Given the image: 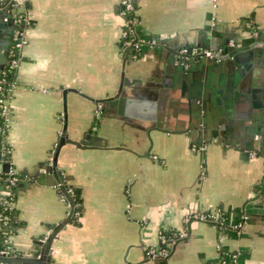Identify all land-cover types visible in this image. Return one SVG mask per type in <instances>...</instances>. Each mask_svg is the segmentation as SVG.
Masks as SVG:
<instances>
[{"label": "crops", "instance_id": "crops-1", "mask_svg": "<svg viewBox=\"0 0 264 264\" xmlns=\"http://www.w3.org/2000/svg\"><path fill=\"white\" fill-rule=\"evenodd\" d=\"M120 1L23 0L33 22L10 103V164L22 180L9 246L35 253L68 214L48 171L68 90L67 136L90 147L59 149L57 168L79 189L81 210L53 240L51 264H264V212H253L264 209L262 63L210 75L216 85L202 118L183 97L193 81L169 64L183 47L264 42V0H130L137 39L156 45L122 53ZM124 55L122 96L149 105L119 114L116 101L100 100L115 94ZM217 210L224 227L194 220L188 231L190 216ZM181 231L169 257L145 258L162 232Z\"/></svg>", "mask_w": 264, "mask_h": 264}, {"label": "water", "instance_id": "water-1", "mask_svg": "<svg viewBox=\"0 0 264 264\" xmlns=\"http://www.w3.org/2000/svg\"><path fill=\"white\" fill-rule=\"evenodd\" d=\"M10 3H7L5 7L0 10V79L3 78L2 71L4 69L5 63L8 60V54L13 49L15 43L17 42L14 40V31L17 29V26L14 23V17L11 13ZM20 31L23 29V25H20L18 28ZM259 37V36H258ZM191 48L187 47V55L182 56L179 54L178 51H171L172 58L169 59V64L177 63L175 66V70L181 72L183 74L184 79L192 80V86L189 88L185 94H183L184 100L188 107H190L191 114L200 116L201 111L205 108V102L209 100V96L211 95L212 88L215 87L216 83L214 81H210L212 74H220V72H228L229 74L237 71L238 69L244 68L250 70L251 62H258L260 64V68L264 70V42H258L252 40L250 38L248 43L244 46H236L230 45L229 42H225L222 49L216 48L215 46H211V54L210 56H205L204 53H198L196 55H191ZM167 49V48H166ZM169 49V48H168ZM202 48L198 47V50ZM256 53H253L255 52ZM253 53V54H252ZM127 60V55L123 56L122 66H121V74L120 80L118 84V88L115 94L112 97L106 98L104 100H100V103H103L105 107H108L111 102H117L118 104V112L119 114H123L121 107L127 105L129 107H133L135 109H140L142 106L146 107L149 104L144 100L140 99H129L124 98L122 96V91L125 86H129L130 82L125 76V63ZM186 67L187 69L184 70ZM206 72L207 76L200 83L197 79L199 77V71ZM264 76V75H262ZM210 77V78H208ZM195 80V81H194ZM204 83V84H203ZM262 88L255 91L256 96H260L264 99V82L261 84ZM68 90L63 91V125L61 129V134L58 138L57 145L54 150L51 166L49 168V172L53 174L56 178V183L59 188L62 189V192H65V180L60 170L57 168V155L59 149L62 145L69 143L73 144L78 148H88L90 146L83 145L80 142L73 141L68 138L67 136V108H66V101L65 95ZM209 94V95H208ZM264 104V102L262 103ZM201 117V116H200ZM202 118V117H201ZM203 121V119H202ZM203 123V122H202ZM88 138V136H86ZM9 163H5L2 166V172H7L9 169ZM69 200V212L67 216L61 220L58 224H56L49 232L48 236L39 243L38 248L35 253H26V254H7V255H0V263L5 264H51V252H52V242L55 239L57 233L66 225L68 224L74 216L75 206L74 203L67 197ZM256 199H250L249 201L253 202ZM254 213L263 214L264 209L262 206L259 210H254ZM198 220L201 221L199 218H195L190 216L188 218L187 229L189 231V225L192 221ZM217 227H221L224 225L220 223H213ZM178 240L174 246L172 247L169 255L173 252L176 244L180 242ZM166 256L164 258L169 257ZM142 262L138 263H130L126 262V264H141Z\"/></svg>", "mask_w": 264, "mask_h": 264}, {"label": "built area", "instance_id": "built-area-1", "mask_svg": "<svg viewBox=\"0 0 264 264\" xmlns=\"http://www.w3.org/2000/svg\"><path fill=\"white\" fill-rule=\"evenodd\" d=\"M7 3H10V11L14 17V23L17 26V29L14 31V40L15 43L13 49L8 54V60L5 63L4 69L2 71L3 78L0 79V255L19 254L13 250L7 239L13 231L9 232V235L6 239L5 245L3 243V231L4 228H8L11 214L14 211V187L22 180V177L15 173L14 169L10 164L9 155L10 148L7 142V133L10 125L11 118V100L14 96V93L17 89V83L15 80L16 72L19 68L21 62V54L24 45H26L25 37V28L29 25L28 17L15 10L16 6L13 4V0H0V10H2ZM121 15L124 19V29L122 35V46L123 50L133 49L140 50L144 45L154 46L156 41L151 39L147 41H139L136 35V26L139 24V18L136 15V8L130 0H121ZM20 25H23V29L20 31L18 28ZM179 54L182 56L187 55V47H183L178 50ZM204 53L205 56H210V49H200L191 48V55H196L198 53ZM12 76L11 79H9ZM101 108H99V111ZM96 116H98V112ZM5 163H9V169L7 172H2V166ZM70 190H67V193L70 194ZM61 198L66 201L64 195H60ZM69 207V203H67ZM74 216H79L78 212H74ZM200 220L207 222H216L223 224L224 217L223 214L217 210L214 213L200 215ZM186 237V232H162L159 236V245L156 248H149L145 251V258L147 260H157L164 258L169 255L172 247L178 240H182ZM5 264V263H0ZM213 264H226L225 262H217Z\"/></svg>", "mask_w": 264, "mask_h": 264}, {"label": "trees", "instance_id": "trees-1", "mask_svg": "<svg viewBox=\"0 0 264 264\" xmlns=\"http://www.w3.org/2000/svg\"><path fill=\"white\" fill-rule=\"evenodd\" d=\"M120 44H121V42H120ZM21 60H22V57H21ZM11 78H12V76L9 79H11ZM8 157H9L8 160H10V155ZM64 188H65V192H66L67 195H65V193L62 192V189L58 187L57 189L59 191V194L60 195H64V197L66 198L65 203L66 202L69 203V200L67 198V197H69L70 200L74 203L75 212H78L79 215H80L81 200H80V191H79V189L78 188H75V187H73V186H71V185H69L67 183H65V187ZM67 190H70L71 191L70 194L67 193ZM14 199H15V196H14ZM67 209H68V212H69V207H67ZM9 217H10V221H9V225L10 226L8 228H4V231H3V238L2 239H3L4 245H5V242L4 241H6L8 235H9V232L15 230V216H14V211L11 214H9ZM77 217L78 216H73V219L72 220H76Z\"/></svg>", "mask_w": 264, "mask_h": 264}, {"label": "rangeland", "instance_id": "rangeland-1", "mask_svg": "<svg viewBox=\"0 0 264 264\" xmlns=\"http://www.w3.org/2000/svg\"><path fill=\"white\" fill-rule=\"evenodd\" d=\"M13 4L16 6V9L15 10H17V11H19V12H21V13H23V14H25L27 17H28V19L30 20L29 21V25L25 28V37H26V31L28 30V29H30V28H32V17H31V15H30V13H29V11H28V9L26 8V6L24 5V2H23V0H13ZM120 4H121V1H120ZM120 7H121V5H120ZM120 15H121V10H120ZM122 16V15H121ZM122 18H123V16H122ZM39 22L36 24L37 26H39L41 29H43L44 30V28L45 29H47V21L46 22H42L41 20H38ZM122 31H121V38H120V42H122V35H123V29H124V19H123V23H122ZM26 41H27V37H26ZM27 43H28V41H27ZM27 43H26V45H27ZM26 45H24V46H26ZM24 48V47H23ZM123 46H122V44L120 45V52L122 53L123 52ZM17 90V89H16ZM16 92V91H15ZM15 94V93H14ZM98 109V111H99V108H102V106L99 104L98 105V107H97ZM10 120H11V118H10ZM14 232V231H13Z\"/></svg>", "mask_w": 264, "mask_h": 264}]
</instances>
